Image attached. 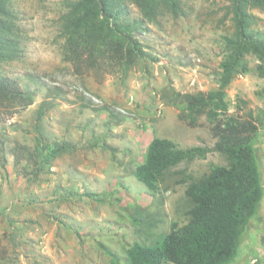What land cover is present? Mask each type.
Listing matches in <instances>:
<instances>
[{
  "label": "rangeland",
  "instance_id": "obj_1",
  "mask_svg": "<svg viewBox=\"0 0 264 264\" xmlns=\"http://www.w3.org/2000/svg\"><path fill=\"white\" fill-rule=\"evenodd\" d=\"M68 4L10 3L13 42L0 78L33 101L0 95V264H126L134 241L150 244L171 222L183 224L184 185L154 197L133 175L155 136L211 148L178 168L200 175L227 164L214 148L216 123L206 114L191 120L176 93L218 88L225 37L234 31L229 0H182L178 15L163 8L153 20L125 0L144 50L134 61L112 51L96 61L69 55ZM250 12L264 36V10ZM246 59L249 71L232 80L226 98L229 114L259 127L264 185V77L257 58ZM230 264H264V197Z\"/></svg>",
  "mask_w": 264,
  "mask_h": 264
},
{
  "label": "trees",
  "instance_id": "obj_2",
  "mask_svg": "<svg viewBox=\"0 0 264 264\" xmlns=\"http://www.w3.org/2000/svg\"><path fill=\"white\" fill-rule=\"evenodd\" d=\"M67 2L68 10L62 20L69 55L81 60L87 53L93 61L99 53L107 51L129 61L143 56L141 43L132 34L133 24L128 18L125 0ZM181 2L133 0L150 20L163 8L178 15ZM229 2L234 31L225 37L218 88L208 92L176 93V97L186 104L191 120L206 114L216 123L213 127L217 138L214 148L226 157L227 164H212L207 172L197 175L178 167L184 162L205 158L211 148L201 145L182 147L170 138L153 137L145 160L136 166L133 175L154 197L174 185H184L186 221L183 224L171 222L170 229L150 244L134 241L126 250V264H230L250 233L252 219L264 197L256 148L259 127L252 120H240L229 114L226 88L237 75L249 71L248 55L257 58L258 73L264 77V36L254 28L255 18L250 12L251 8L264 10V0ZM10 3L11 0H0V58L5 49L9 53L12 48ZM14 89L11 82L0 78L1 96L18 95L25 104L33 101L31 93L14 94ZM136 211L139 215V208ZM140 216L134 218L137 224L142 222ZM110 255L114 262L113 254Z\"/></svg>",
  "mask_w": 264,
  "mask_h": 264
}]
</instances>
